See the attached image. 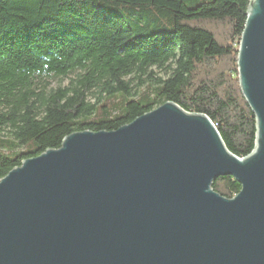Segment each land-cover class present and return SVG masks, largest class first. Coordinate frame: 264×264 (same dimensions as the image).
<instances>
[{
	"label": "water",
	"instance_id": "water-1",
	"mask_svg": "<svg viewBox=\"0 0 264 264\" xmlns=\"http://www.w3.org/2000/svg\"><path fill=\"white\" fill-rule=\"evenodd\" d=\"M238 72L257 123L250 156L170 102L74 133L0 181V264H264V0L250 4ZM220 177L240 193L215 192Z\"/></svg>",
	"mask_w": 264,
	"mask_h": 264
},
{
	"label": "trees",
	"instance_id": "trees-1",
	"mask_svg": "<svg viewBox=\"0 0 264 264\" xmlns=\"http://www.w3.org/2000/svg\"><path fill=\"white\" fill-rule=\"evenodd\" d=\"M252 1L0 0V181L74 133L117 131L168 102L250 156L238 56ZM213 190L233 199L241 186L220 177Z\"/></svg>",
	"mask_w": 264,
	"mask_h": 264
},
{
	"label": "rangeland",
	"instance_id": "rangeland-1",
	"mask_svg": "<svg viewBox=\"0 0 264 264\" xmlns=\"http://www.w3.org/2000/svg\"><path fill=\"white\" fill-rule=\"evenodd\" d=\"M154 72H155V76H157V77H165V76H166V75L164 74V72H161V71H158V70H154ZM68 82H69L68 79L62 81V85H66ZM59 84H60V81H59L58 79L52 80V81H50V86H49V88H50V89H52V88H56ZM136 90H138L137 92L141 93V92L145 91L146 89H145L144 87H142V88H138V89H136ZM114 102L117 103L116 100H115ZM156 109H157V108H156ZM156 109H155V110H156ZM214 126H215V125H214ZM101 132H103V131H101ZM79 133H82V132H79ZM93 133H94V132H93ZM97 133H99V132H97ZM52 151H55V150H52Z\"/></svg>",
	"mask_w": 264,
	"mask_h": 264
}]
</instances>
